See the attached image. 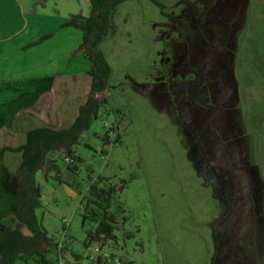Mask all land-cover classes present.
<instances>
[{"label": "rangeland", "instance_id": "rangeland-1", "mask_svg": "<svg viewBox=\"0 0 264 264\" xmlns=\"http://www.w3.org/2000/svg\"><path fill=\"white\" fill-rule=\"evenodd\" d=\"M20 1L91 13L78 0ZM158 1L163 10L150 0L116 10L99 47L112 68L97 96L107 104L72 151L78 170L59 160L60 175L36 173L50 264L100 257L97 243L85 246L98 224L83 221L98 176L123 187L119 229L103 249L112 263L264 264V0ZM20 161L2 168L3 205Z\"/></svg>", "mask_w": 264, "mask_h": 264}, {"label": "crops", "instance_id": "crops-1", "mask_svg": "<svg viewBox=\"0 0 264 264\" xmlns=\"http://www.w3.org/2000/svg\"><path fill=\"white\" fill-rule=\"evenodd\" d=\"M46 1L31 3L36 6ZM78 1L91 5L90 0ZM5 10L10 22L0 33V152L2 148L25 145L31 130L72 126L88 100L92 84L91 62L82 53L75 55L84 32L65 26L75 18L73 15L46 13L34 6L28 9L20 0H10ZM19 156L21 160L20 154L5 153L0 161V177L3 167L11 172V161ZM15 195L5 198L3 205L0 193V237L6 221L10 222L7 226L12 225Z\"/></svg>", "mask_w": 264, "mask_h": 264}, {"label": "trees", "instance_id": "trees-1", "mask_svg": "<svg viewBox=\"0 0 264 264\" xmlns=\"http://www.w3.org/2000/svg\"><path fill=\"white\" fill-rule=\"evenodd\" d=\"M126 1L128 0H90L92 11L89 17L77 16L65 24L66 27L84 32L83 43L75 55L82 53L92 64L89 73L92 84L88 100L80 108L79 116L72 126L67 129L43 127L31 130L26 135L25 145L17 149L2 148L0 152V161L4 160L8 151L21 155L17 169L16 209L11 219L12 225L6 226L0 237V264H32V261L35 264H50L44 248H51L54 239L49 237L38 215L44 204L42 188L35 176L39 170H44L47 177L51 173L60 175L58 161L66 162V158L75 154L72 151L79 144L81 136L91 129L92 122L98 119L107 104L106 99L99 100L97 96L106 90L112 68L99 47L114 30L113 18L118 6ZM150 1L163 10V5L158 0ZM73 163L66 162L68 169L76 172L78 167ZM122 190L123 187L112 185L103 176H98L95 180L90 177L89 189L83 197V221L92 220L98 227L88 233L86 247L97 243V247L104 249L114 242V234L119 229V212L123 211V205L116 199ZM75 258L80 261L79 256L75 255ZM92 264L112 263L99 257Z\"/></svg>", "mask_w": 264, "mask_h": 264}, {"label": "built area", "instance_id": "built-area-1", "mask_svg": "<svg viewBox=\"0 0 264 264\" xmlns=\"http://www.w3.org/2000/svg\"><path fill=\"white\" fill-rule=\"evenodd\" d=\"M75 157H76L75 154L69 156L68 158H66V162H67V163H73V161H74L73 158H75ZM65 222H66V220H65ZM58 247H59V249L64 248L62 244L58 245ZM95 252L98 253V254H100V257H102V258H103L104 260H106L107 262L112 263V262H111V258H110V256L107 255V254H105L104 251H103V249L97 247V248L95 249ZM89 258H91V256H90ZM57 264H68V263H65V261L62 260V261H60V262H57ZM112 264H121V263H120L119 261H115V263H112Z\"/></svg>", "mask_w": 264, "mask_h": 264}, {"label": "snow or ice", "instance_id": "snow-or-ice-1", "mask_svg": "<svg viewBox=\"0 0 264 264\" xmlns=\"http://www.w3.org/2000/svg\"><path fill=\"white\" fill-rule=\"evenodd\" d=\"M10 3V0H0V33H3L6 25L10 22V18L5 10V5Z\"/></svg>", "mask_w": 264, "mask_h": 264}]
</instances>
